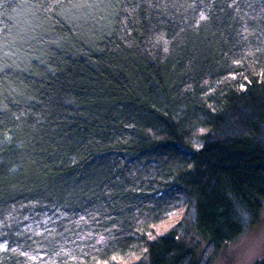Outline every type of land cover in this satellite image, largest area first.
Wrapping results in <instances>:
<instances>
[{"label": "trees", "instance_id": "obj_1", "mask_svg": "<svg viewBox=\"0 0 264 264\" xmlns=\"http://www.w3.org/2000/svg\"><path fill=\"white\" fill-rule=\"evenodd\" d=\"M263 203L264 0H0V264H211L156 227Z\"/></svg>", "mask_w": 264, "mask_h": 264}, {"label": "rangeland", "instance_id": "obj_2", "mask_svg": "<svg viewBox=\"0 0 264 264\" xmlns=\"http://www.w3.org/2000/svg\"><path fill=\"white\" fill-rule=\"evenodd\" d=\"M175 227L179 239L193 248L200 256H210L211 264H256L264 257V203L259 220L247 227L233 242L212 251L207 242L196 232L193 217L182 207L174 210L156 231L161 233Z\"/></svg>", "mask_w": 264, "mask_h": 264}]
</instances>
